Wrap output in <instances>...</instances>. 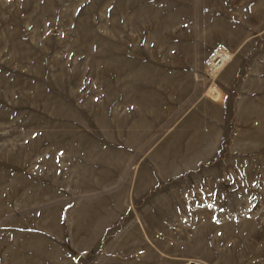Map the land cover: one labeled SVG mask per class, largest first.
<instances>
[{"label":"rangeland","instance_id":"1","mask_svg":"<svg viewBox=\"0 0 264 264\" xmlns=\"http://www.w3.org/2000/svg\"><path fill=\"white\" fill-rule=\"evenodd\" d=\"M0 264H264V0H0Z\"/></svg>","mask_w":264,"mask_h":264},{"label":"bare ground","instance_id":"2","mask_svg":"<svg viewBox=\"0 0 264 264\" xmlns=\"http://www.w3.org/2000/svg\"><path fill=\"white\" fill-rule=\"evenodd\" d=\"M134 28V27H133ZM230 59V56L228 53L223 51H218L216 54H214L209 62V66L211 68V75L214 78L217 73L221 70V68L227 63V61ZM212 90V92H211ZM208 93L213 98L216 99L217 95H215V87L213 86ZM188 135V134H187Z\"/></svg>","mask_w":264,"mask_h":264}]
</instances>
